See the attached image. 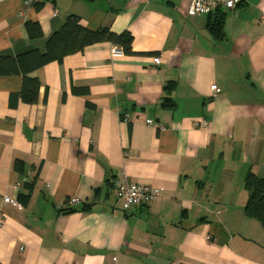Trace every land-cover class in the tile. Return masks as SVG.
Returning <instances> with one entry per match:
<instances>
[{"label": "crops", "instance_id": "crops-1", "mask_svg": "<svg viewBox=\"0 0 264 264\" xmlns=\"http://www.w3.org/2000/svg\"><path fill=\"white\" fill-rule=\"evenodd\" d=\"M189 6L0 0V56L44 54L69 15L133 38L130 53L93 44L37 70L33 105L12 97L22 77H0V264H264L244 187L249 172L264 178V0L198 17ZM27 22L42 38H29ZM123 174L160 197L125 211ZM30 185L22 208L4 203Z\"/></svg>", "mask_w": 264, "mask_h": 264}, {"label": "trees", "instance_id": "trees-1", "mask_svg": "<svg viewBox=\"0 0 264 264\" xmlns=\"http://www.w3.org/2000/svg\"><path fill=\"white\" fill-rule=\"evenodd\" d=\"M53 1V0H48ZM44 3H37L40 8ZM223 27L222 16L216 22L209 25V30L214 36H220ZM25 30L30 39L42 38L41 27L36 23L27 22ZM132 36L129 33L116 34L108 28H100L95 31L84 28L77 15H69L62 26L56 30L46 43V52L43 54L37 49H31L16 58L0 56V77L20 76L23 79L21 92L12 96L19 98L21 102L29 105L38 103L41 83L34 76L37 70L52 63H61L69 55L82 52L86 47L99 44L111 43L122 47L125 53L132 49ZM172 83L167 84L165 90L172 91ZM163 106L173 108L171 99H165ZM16 169L23 170V164L16 163ZM244 187L248 195L245 207V215L259 222L264 228V178H259L253 172L247 173L244 179ZM29 194L19 198V203L26 205L33 185L28 186Z\"/></svg>", "mask_w": 264, "mask_h": 264}, {"label": "built area", "instance_id": "built-area-1", "mask_svg": "<svg viewBox=\"0 0 264 264\" xmlns=\"http://www.w3.org/2000/svg\"><path fill=\"white\" fill-rule=\"evenodd\" d=\"M190 6L188 9V15L191 17L198 16H209L214 11L215 8H223L227 10H233L241 2V0H189ZM27 4H30L32 0H25ZM153 62L155 65H160V58H154ZM211 90L214 96H217L221 93V90L218 86L213 85ZM147 124L152 125L151 120L147 121ZM197 127L205 129L208 127V122L202 120L200 123L196 124ZM116 195L119 202L123 204L125 211H129L131 208L140 207L150 204L155 199L160 197V191L158 188L132 182L125 174L119 178L116 183ZM4 203L8 205L15 206L17 208H22V205L10 198L4 197ZM77 200L72 199L69 201V204H76Z\"/></svg>", "mask_w": 264, "mask_h": 264}]
</instances>
